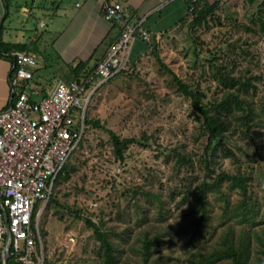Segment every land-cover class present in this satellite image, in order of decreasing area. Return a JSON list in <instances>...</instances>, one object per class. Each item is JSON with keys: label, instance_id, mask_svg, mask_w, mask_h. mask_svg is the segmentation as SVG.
Masks as SVG:
<instances>
[{"label": "rangeland", "instance_id": "rangeland-1", "mask_svg": "<svg viewBox=\"0 0 264 264\" xmlns=\"http://www.w3.org/2000/svg\"><path fill=\"white\" fill-rule=\"evenodd\" d=\"M260 12L264 18V0H219L215 16L194 31L189 25L190 12L180 25L162 34L157 39L158 53L183 80L199 79L213 96L221 93V85L214 71L206 66L207 48L235 44L233 55L238 57V66L234 73L254 75L255 98L263 107L264 31L258 20ZM193 34L200 36L199 42ZM198 46L203 48L200 56ZM53 60L61 64L70 62L56 56ZM48 75L54 82L65 80L52 69ZM93 82L88 89L86 117L99 119L104 126L87 125L79 148L68 161L75 165L74 170L68 179L59 178L54 183L56 200L44 205L39 219L42 250L54 264H97L101 242L84 216H92L95 221L102 216L108 224L119 226L129 218L133 220L136 207L121 192L133 184H143L169 196V186H179L170 149L185 148L199 155L205 140L191 100L180 93L174 75L154 54H143L135 64L129 63L123 72L103 84L97 78ZM32 85L29 83L25 90L30 92ZM261 120L249 135L237 130L233 139L228 140L238 157L219 155L221 165L231 171L240 167L253 169L252 186L260 205L256 228L264 226V113ZM108 128L122 137L152 136L154 143L132 142L126 160L121 162L115 159ZM138 197L147 203L142 194ZM118 205L125 209L117 217ZM252 248L253 264H259L258 256L264 260V252L256 242ZM167 264L185 261L172 258Z\"/></svg>", "mask_w": 264, "mask_h": 264}, {"label": "trees", "instance_id": "trees-1", "mask_svg": "<svg viewBox=\"0 0 264 264\" xmlns=\"http://www.w3.org/2000/svg\"><path fill=\"white\" fill-rule=\"evenodd\" d=\"M218 4L219 0H194L191 3L192 19L189 25L192 31L207 23L209 17L215 16ZM258 20L260 29L264 31L261 12ZM193 36L199 42L200 36ZM144 40L148 41L145 53L154 54L164 67L169 68L180 93L191 100L205 140L199 155H193L185 148L170 149L175 157L173 168L178 173L179 186L176 189L169 186V196L162 190L143 184H133L121 192L136 207L133 220L129 218L119 226L108 224L102 216L98 221L92 216H84L86 224L101 242L97 264H167L172 258L182 259L185 264H253V243L256 242L260 246L258 249L264 252V226H254L258 223L255 217L260 212V205L252 186L255 178L253 169L240 167L231 171L221 165L219 155L238 157L228 145V140L233 139L237 130L249 135L251 129L262 121L264 104L260 107L259 100L255 98L257 86L254 75L234 73L238 66V57L233 55L235 44L228 42L207 48L206 66L214 71L221 85V93L210 96L199 79L187 82L163 62L157 50L156 35L153 42ZM1 41L0 34V44ZM200 47L196 49L199 56L203 49ZM92 59L93 56L86 61L79 60L75 65L67 63L68 70L60 75L64 76L65 81L75 80L86 84L89 89L95 80L89 78L100 60L95 58L92 62ZM129 63L135 64L131 56ZM14 71L15 68L12 73ZM44 83L53 85L54 81L47 78ZM85 123L104 126L99 119L86 116ZM108 132L115 159L121 162L126 160V151L132 142L143 145L154 143L152 136L122 137L110 128ZM68 161L55 183L59 178L68 179L71 170H74L75 165ZM139 194L147 199V203L140 201ZM49 200H56L53 192ZM118 206L117 217L125 209ZM184 208L185 211H178ZM258 258L259 264H264V260L260 256ZM8 263L14 264L12 254Z\"/></svg>", "mask_w": 264, "mask_h": 264}, {"label": "built area", "instance_id": "built-area-1", "mask_svg": "<svg viewBox=\"0 0 264 264\" xmlns=\"http://www.w3.org/2000/svg\"><path fill=\"white\" fill-rule=\"evenodd\" d=\"M121 8L119 1L104 2V17L112 20ZM138 38L149 39V30L138 22L127 24L89 80L103 83L126 68ZM14 56L12 103L0 111V260L10 242L9 256L19 264H53L42 250L39 219L56 178L80 146L90 94L75 80H60L48 93L32 83L28 92L37 57L30 51Z\"/></svg>", "mask_w": 264, "mask_h": 264}, {"label": "crops", "instance_id": "crops-1", "mask_svg": "<svg viewBox=\"0 0 264 264\" xmlns=\"http://www.w3.org/2000/svg\"><path fill=\"white\" fill-rule=\"evenodd\" d=\"M106 1L122 4L120 14L112 20L103 14ZM190 5L188 0H0V111L12 103L11 77L17 52L30 51L37 57V65L31 68L32 83L51 92L59 81L45 84V79L51 78L48 70L57 75L68 70L67 63L53 57L72 65L92 56V62L101 59L129 23H141L159 39L188 17ZM147 44V40L138 38L131 58H141ZM14 264L19 263L14 259Z\"/></svg>", "mask_w": 264, "mask_h": 264}, {"label": "water", "instance_id": "water-1", "mask_svg": "<svg viewBox=\"0 0 264 264\" xmlns=\"http://www.w3.org/2000/svg\"><path fill=\"white\" fill-rule=\"evenodd\" d=\"M190 3H193L194 0H188ZM150 41H154V33L152 32L150 34ZM13 92H12V97H13ZM9 247H10V242H6L4 249H3V254H2V262L3 264H9L8 259H9Z\"/></svg>", "mask_w": 264, "mask_h": 264}]
</instances>
